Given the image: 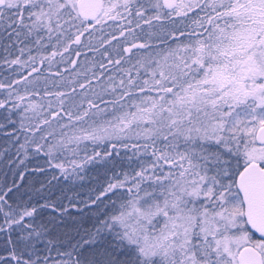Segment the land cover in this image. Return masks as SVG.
Here are the masks:
<instances>
[{
  "label": "snow or ice",
  "instance_id": "snow-or-ice-1",
  "mask_svg": "<svg viewBox=\"0 0 264 264\" xmlns=\"http://www.w3.org/2000/svg\"><path fill=\"white\" fill-rule=\"evenodd\" d=\"M0 71V264H264V0H0Z\"/></svg>",
  "mask_w": 264,
  "mask_h": 264
},
{
  "label": "trees",
  "instance_id": "trees-1",
  "mask_svg": "<svg viewBox=\"0 0 264 264\" xmlns=\"http://www.w3.org/2000/svg\"><path fill=\"white\" fill-rule=\"evenodd\" d=\"M179 23V22H178ZM147 31V29H145ZM139 32V30H138ZM59 59V58H57ZM84 60H81V63H83ZM66 67H70L69 65L65 63H59L55 65L52 68V72H55L57 70L63 71ZM45 75H48L47 70L44 71ZM7 75V73L0 71V78L4 77ZM67 76L68 73H65ZM53 77L49 76V79L51 80ZM50 90L55 91L56 89L51 88ZM2 93H0V97H2ZM3 110H0V113H2ZM7 129L0 130V153H3V155H0V188L5 186V183L9 187L12 186V182L15 181L16 184L18 185V191L14 192V200L9 201L10 203H13L14 206L16 204H24L29 201V198L31 197L32 202H35L36 199L38 198L37 190L40 189V181L44 179V177H41L38 173H33L32 169L36 166L37 163H43V157H35V156H29L28 160L25 161V163L29 167V173L25 174V179L21 181L17 175H14V173H18L20 171H23L22 167H18L15 162V147L9 143V139L6 138L2 133L3 131H6ZM22 142V141H21ZM12 159L13 163L9 164L8 160ZM124 170H129L127 169L126 162H125V167ZM117 172L121 171L120 168L116 169ZM54 173L49 170L47 175L51 177ZM58 175L59 173H55ZM108 176H111L112 173H107ZM90 180L85 182V187L80 189H74V191H79L82 193L83 196H86L88 194V189L89 188H97L99 185L106 180L105 176V170L104 168H94L91 169L89 172ZM69 186L67 184H58L57 185V191L53 194L51 197V200L56 201L57 203H64L67 205V201H61L57 200V197L60 195V190L63 189V191L68 194L72 195V193L67 192V188ZM40 195H45L47 196V192H41ZM43 203L44 201H40ZM55 219L56 221V226L60 228L61 230H67L65 229V225L68 226V228H74L77 224V222L80 221L81 219V214L77 212L75 209L71 210L70 215H65L63 218L60 217L58 214H55L51 212L48 209H45L44 212L41 214V216L38 218L39 220H50V219ZM87 226V225H85Z\"/></svg>",
  "mask_w": 264,
  "mask_h": 264
}]
</instances>
